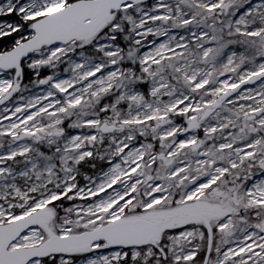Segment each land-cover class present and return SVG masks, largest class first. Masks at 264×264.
Instances as JSON below:
<instances>
[{"label":"snow or ice","instance_id":"snow-or-ice-1","mask_svg":"<svg viewBox=\"0 0 264 264\" xmlns=\"http://www.w3.org/2000/svg\"><path fill=\"white\" fill-rule=\"evenodd\" d=\"M0 264H264V0H0Z\"/></svg>","mask_w":264,"mask_h":264}]
</instances>
